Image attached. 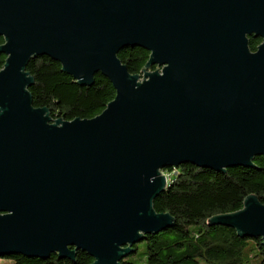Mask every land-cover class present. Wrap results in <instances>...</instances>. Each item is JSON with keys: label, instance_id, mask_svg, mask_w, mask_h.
Returning a JSON list of instances; mask_svg holds the SVG:
<instances>
[{"label": "water", "instance_id": "95a60500", "mask_svg": "<svg viewBox=\"0 0 264 264\" xmlns=\"http://www.w3.org/2000/svg\"><path fill=\"white\" fill-rule=\"evenodd\" d=\"M0 37V257L122 264L175 225L154 209L165 170L264 157V0H0ZM134 48L150 53L142 76L118 57ZM39 57L81 86L102 76L115 99L94 119L53 122L29 91ZM213 223L264 241L254 196Z\"/></svg>", "mask_w": 264, "mask_h": 264}, {"label": "trees", "instance_id": "16d2710c", "mask_svg": "<svg viewBox=\"0 0 264 264\" xmlns=\"http://www.w3.org/2000/svg\"><path fill=\"white\" fill-rule=\"evenodd\" d=\"M260 39L251 37L249 49L256 52ZM5 43L0 37V46ZM120 61L133 76H142L150 53L140 48L126 49ZM7 57L0 54V71ZM157 66L152 68L156 71ZM26 72L34 79L29 89L35 108L48 109L53 122L91 120L101 115L115 99L113 85L102 76L91 86H81L48 57L32 59ZM169 177L167 189L155 200L158 214H169L175 221L170 228L131 249L122 264H264V241L240 236L236 230L213 223L218 216L244 209L254 196L264 205V157H256L249 168H234L222 173L181 165L163 172ZM85 252L74 261L52 255L47 260L21 255L0 257V264H93Z\"/></svg>", "mask_w": 264, "mask_h": 264}, {"label": "flooded vegetation", "instance_id": "af4514ba", "mask_svg": "<svg viewBox=\"0 0 264 264\" xmlns=\"http://www.w3.org/2000/svg\"><path fill=\"white\" fill-rule=\"evenodd\" d=\"M250 38H251V37H248V40H250ZM255 39H256V38H255ZM260 40H261V39H260ZM261 41H262V40H261ZM261 44H262V42H261ZM261 44H260V45H261Z\"/></svg>", "mask_w": 264, "mask_h": 264}, {"label": "rangeland", "instance_id": "374dc122", "mask_svg": "<svg viewBox=\"0 0 264 264\" xmlns=\"http://www.w3.org/2000/svg\"><path fill=\"white\" fill-rule=\"evenodd\" d=\"M158 70V69H157ZM150 72H153L152 70ZM142 79V78H141ZM166 177H168L166 174H164ZM169 178V177H168Z\"/></svg>", "mask_w": 264, "mask_h": 264}]
</instances>
